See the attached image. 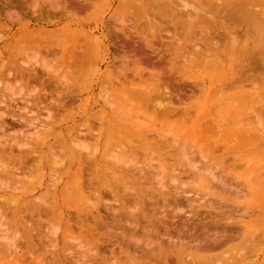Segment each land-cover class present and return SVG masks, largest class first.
<instances>
[{
    "label": "bare ground",
    "instance_id": "1",
    "mask_svg": "<svg viewBox=\"0 0 264 264\" xmlns=\"http://www.w3.org/2000/svg\"><path fill=\"white\" fill-rule=\"evenodd\" d=\"M18 1L20 0H0V19L3 18L1 17L3 16L1 15V13L4 12L7 14L8 20H10L11 22L10 26L9 23L0 22V34L2 33L1 31L3 32L7 31L8 33H11L12 27L15 26L16 24H20L21 28H26V26L29 24V21L28 20L25 21L24 15H27V13L30 11L32 13L31 15L35 16L37 18V21L40 23L44 22L46 17L49 21H51L49 17H53L54 16L53 14L55 15L57 14L58 17L59 16L61 17V15L63 14L64 17L68 19L69 18L72 19L73 21L71 22H73L74 24L83 27L85 23H82L80 21L81 19H77V18H79V15L81 13L87 14L88 12H91V10L95 8L94 5L95 0H44V4L48 3L46 8L40 6L41 5L40 2L42 0H33V2L31 3L27 2L26 4H20ZM124 1H129V3L120 4L119 5L120 10L122 11L124 10L125 15H127L133 13L132 11L134 9L135 14L146 18L144 20L145 23L141 22V24H143L141 28L137 27L136 26L137 24L134 25L133 23L134 27L136 26V28L134 29L133 25L132 26L129 25L130 23L129 20H131L132 16L127 21V23L129 22L128 24H126V22L123 23V21L121 20L119 21V23L122 22L123 23L122 26L124 28H120V29L115 28L112 31L110 30V34L109 33L108 35L105 34L104 39L101 41V43L105 45L106 44L105 41H109L110 38L113 36V38L115 37L114 40L116 41V43L119 44L117 47V50L119 51L117 52L118 56L114 57V62H119L123 68L122 69L116 68V70L118 71L112 70L110 73L111 75H109L110 77L116 75L114 79L118 82L119 80L121 81V79L124 80L123 82L125 83L123 84L119 83L117 87L119 88L121 87L124 90L130 91L131 93H135V94H138L137 93L138 89L143 87L145 88L144 93H140V99L138 103L136 102V105L135 106L133 105V107L130 108L131 111L127 112L128 113L127 115L122 113L126 105L124 107L119 106L118 110H115L107 102V100H104L103 105L98 103L102 109L99 111L101 114L98 115L99 112L88 114L86 110V112H84V116L80 115L81 117H84L83 122L78 125L76 124L72 126L70 129H68L67 133L61 132L57 134L54 129L61 128L63 127V124H65L66 122L73 121L75 119L74 110H71L72 107H70V104L73 105L78 100L77 98L80 94L82 95V93L84 92L87 93L90 90L91 85L89 87L87 85L89 79L88 77L90 76V74L94 73L95 69L97 68L99 69L102 62L104 63L107 61V59L104 57L102 58L101 55L100 49L101 47H103L102 44L97 39L94 38L88 40H84V39L80 40L81 41L80 43H76L72 45L73 46L72 49L70 50L65 49L63 51L64 53H62V55L60 56L59 61L56 60L58 63V67L54 68L50 63L51 60L45 59L42 56L43 54L41 55L43 57L41 59L38 58L39 56L38 57L36 56L37 54L36 52L35 58L39 60L36 59L37 63H35L34 61L35 65L32 66L25 61L19 63L20 60L17 57L19 53L15 52L16 51L15 49L18 50L20 47L24 45L25 46L32 45L35 47V50L38 52L44 50V53L47 54L54 53L53 55H55L56 53L52 51L54 47L59 46V41L58 44L55 46V44L57 43V42L55 43L56 36H53L52 33H46L45 30L39 29L37 31H34V33H28L25 32V30H23L21 33H18L17 35L14 34L11 35V37H9L8 35L4 36V34H3L4 37H1L2 35H0V60L2 61V63L0 64V87H2L1 84L3 79L4 81L7 80L6 81L7 84L4 85V88L5 89L8 88L11 91H9L8 89H6L8 91H6L5 89L3 90H5V92H8L10 94L13 88H15L14 87L15 85H13L11 82L8 81L15 82L17 84L16 86L19 85L22 86L19 90L20 92L17 90L18 92L16 91L15 93L14 91V93L12 92V95L7 97L0 91V107L4 106L5 108L2 111L0 110V131L6 132L8 128L15 126H23L29 129L30 128L34 129V132L30 134V136L32 137L28 139L25 138L27 137L26 132L21 129L19 130V128L17 127L16 128L18 129V132L16 131V134L14 133L15 135L13 133H12L13 135H10L11 134L10 131H9L10 134H7V137L6 134L3 136L5 132L1 134L0 136V183L1 184L0 185L4 186V184H8L10 179L14 182L12 184L14 186L12 187L11 185H9L10 184L9 183L7 190L10 189L9 187H12L11 188L12 191L20 190V188L22 187H20L19 185H21V182L25 177L27 176L30 177L33 173L43 171L47 168V164H44L45 159H47V162L51 163V168H50L51 171L57 172L58 169L62 168L63 170H61V173L63 172L62 175H65L68 172H70L73 166L75 165H73V163H70L69 165L65 164L66 162L63 163L64 162L63 156L67 155L68 157L65 156L67 160L68 158H70L71 160L72 156L74 160V156H75L77 157L78 160V164H77L78 174L74 179H72L70 184L72 188L77 192L76 195L81 197L80 199L82 200L88 199L84 201L85 208L83 206L81 207V209H78L75 212L76 218L74 220L72 213H70L69 211L66 213L64 212L66 208H69L67 203L68 200L67 197L64 196L63 190H62V197H61V193L59 195V191L57 189L58 188L57 183H59V180L56 181V177H54L53 174L51 176L54 177L55 180L53 178L51 180H54V182L52 181V184L51 183L47 184L48 189L51 190L52 188L54 189L53 192L50 190V192H52L50 193L52 194L50 197L51 200L42 202V200L40 199L41 203L39 204L38 202L36 203L30 200V198H33L32 196L35 195L34 193L42 185V183L41 185L37 183L40 185L38 187L27 186L29 189L28 192H24L23 191L24 188L21 189L19 191L21 192V195L19 197H17L14 193L12 194L7 193L6 189H4V187L2 186L3 187L2 191L3 189L4 191L3 192L0 191L1 192L0 201L2 202V205L0 204V212H1L0 214L3 218H7L6 215H4L7 214L6 211L12 212V215L14 216L13 221L17 222V224L20 223L23 226L25 230L24 231L25 237L23 239L25 240L24 241L25 248L23 247L22 250L23 249L24 250L22 252H19L20 248L17 245L20 239L14 240V237L9 236L8 234H2L0 235V242L4 241L5 244H4V249H0V255L2 254L3 256H5L7 252V254L9 253L7 256L11 257L12 254H14L16 259V256L25 257L26 254H29L31 256L29 264H61L62 260H68L66 253L70 251V249H62V251L54 250L51 253V259L47 262L46 260H42L43 257L40 258V256L37 255L38 251L42 250V248L43 249L49 248V250L54 249L56 244L54 245V242L52 240L50 241L48 240V243H46L45 238H47L48 235L45 237V235L41 234V232L44 233L43 231L40 232L38 231L37 228H29L30 225L28 227L24 222V220L28 216H32L35 219L41 221L43 217L45 218L47 217V222L61 221L62 222L61 224L65 225L66 234L64 238L75 234L74 225L77 228H79V230L77 229L79 238H76L77 237L76 236L75 237L76 239L74 240L77 239L79 240L81 238L82 241L81 240L80 241L82 242V244L84 245L85 242L87 244L84 245L85 248H89L86 247L89 245H95L96 254L95 256L87 255V250H86V253L84 252L81 254V256L83 257L82 260H77L76 264H88V261L90 259L95 260L98 258L102 260L103 264H125V263L128 264L129 261L130 263L134 262L136 264H173L172 262L170 263L171 259L169 258L170 257L169 250L173 251L174 249L175 250L173 252L176 253L175 257L178 260L177 263L175 262L176 264H201L200 262H206V261L210 262V260L212 259L206 256V254L210 253L213 250H216L219 247H222L226 242L232 241L237 238L245 239L248 237L244 235L245 234L247 235L249 233L245 231L241 232L238 227H234V224H230L229 226H226L223 223L222 225L221 222L213 221L212 229L213 227L216 228L222 227L223 231L218 232L217 234H215V236H212L208 240H203V241H201V239L199 240L197 238L198 236H196V233L194 232L195 228L190 229L189 226H188L189 228L186 226L187 224L186 225L183 224L182 226L176 225L174 222L175 216L171 217L169 213H165L164 211L165 208H171V210L172 209L176 210L174 211V214H176L178 210H180L179 212H181V210H184L183 207L185 205L189 209H194L195 201L187 197L189 193L186 195L184 194L185 191L183 190L182 191L184 193L182 191H179V193L177 191L176 192L171 191L172 194L166 192L160 195V199L157 198L156 195L153 193L145 197L143 196V194H138L137 192L135 193L134 191H132L134 193L131 194L127 193L120 195V193L117 191L115 186L111 185L106 187L105 181L108 180L109 174L112 175L113 177L112 180L116 179L114 181L115 183L119 181L118 179H123L122 176H125L124 179L127 178L129 175V173L127 172V169L129 167L127 166L128 164L130 166L131 160L128 161V159L127 160L122 159L119 155L115 154V156L113 155L112 157H110L112 158V160L109 159V163L107 164V162H102V160L99 158L98 155H93V160H90L94 164V170H93L88 166L86 168L83 167L82 166L83 161L80 158V155L77 152H75V150L71 149V147L68 146H70L69 143H71V145L75 144L79 148H84L86 145L85 142L91 139L92 140L96 139L94 138V136L96 135L98 136L97 139L98 144L99 142H103L105 146H109L111 144V140L113 138L120 137L122 132L124 133L128 131L131 132L137 131L141 133V136L143 137L152 138V140L157 139L156 141L154 142L152 141L150 143L156 146L158 150H160L159 148L162 147L168 148V146H165V144H168L166 135H163L165 133L163 132L160 133L161 128L166 127V128H175L178 131H185V132L188 131V133H190V135L193 136L192 138H194V135L196 136L197 134L199 140L202 141V144L204 143L205 149L206 150L211 149V151L209 150L211 155H214L216 151L220 150L221 148H225L222 158L223 159L227 158L229 155L232 154L231 152L234 151H232L229 147H226L224 144L220 143L219 138L218 139L215 138L216 133L219 132L218 130L224 129L225 125L222 123V119L218 117L217 118L209 117V112L203 115L200 114V112L198 111V105L200 104L201 92H205L207 87L211 89L214 85H221V84L235 85L236 88L238 89L241 88V92L239 93L244 95V98L239 103L238 108L240 106L247 105V102L250 101L251 97H249L248 95H250L251 94L250 92L252 91L247 90L248 86L251 85L255 86L259 82V80L261 81L264 80V75H262V73L264 74V43L262 45L263 47L262 49L260 50L257 49L258 51H252V49L251 50L249 49V45H248L249 44L248 40H250L252 35V33H250L251 31L248 32L247 30L246 33L247 39L244 41H241L242 38L241 36H238L237 33L243 29L241 26L245 27L248 24L247 25L248 27L249 21H251L253 25L254 21L252 18H254V16L255 17L257 16V19L260 18L262 12H256L257 11L256 7L257 8L260 7L258 5L264 3V0H218L223 3V5L218 7V11H219L218 16H221L220 21H217V19H215L216 16L210 17L209 19L211 21L205 19L200 21L191 19L190 16L192 13H197L201 11L200 10V7L202 6L201 3L196 5L195 4L190 5L185 0H184L185 2L183 0H124ZM130 1H138V2L140 1V4L138 2H137L138 4L137 3L133 4L130 3ZM204 1L208 2L210 8L216 9V6H218L217 4L215 5L214 0H204ZM127 8L128 11L126 12L125 10ZM203 8H205V6ZM52 11L55 13H53ZM120 15L122 14L120 13ZM137 15L135 16L137 17ZM149 16H153V17L150 18ZM133 18L132 20L137 22V19L135 18L133 19ZM60 19L61 18H59V20ZM261 19H263V17ZM259 21L260 20H258L257 21L258 23L257 22L256 23L257 24L262 23L261 21L260 22ZM98 23H100V21ZM98 23L97 25H99ZM119 23L117 24L115 23V24L118 25ZM207 23L212 25L213 29L205 30V27L208 25ZM182 24L185 26L180 27V25ZM119 25H121V23ZM126 25H128V27L129 26L132 27V29L130 27L127 28ZM218 26H220L221 29L223 30L224 32L223 34H220L221 29ZM170 27L174 29V32L175 30L178 29V27L179 29L181 28L180 30L182 31L185 30V33L189 36L188 39L185 41L181 40L179 38L180 31L179 32L177 31L179 34L177 35V37L175 35L176 33L175 32L174 34L172 33L173 35L171 36L172 39L169 38L168 40L164 38L162 36V32L164 33L165 30H167L165 32H168V29H170ZM62 28L63 27H61L60 29ZM125 28H127V30H125ZM182 28H186V29L183 30ZM255 28L257 29L258 32L259 31L258 26L257 27L255 26ZM60 29L59 31H62V33H64L65 28L62 30ZM203 29L204 31H201ZM69 30L67 29L66 31ZM197 31L198 32L201 31V32L198 33ZM148 33H150V36ZM168 36H170L169 33ZM227 41H234L237 45L245 46V48H242L240 50L242 52L240 56L242 57L243 62L241 61L236 71H233L231 73L218 72L217 74L211 75L208 78L207 76H203L202 78L199 76L196 78L194 77L192 78V72L196 67L197 63L199 62V60H204L205 59L203 57L204 55L214 56V60L216 61L219 60L223 52L220 50L222 47L221 43ZM174 42L177 44L176 48H174L175 45ZM241 42L243 44H241ZM184 43H186L185 47L182 46ZM36 46L40 48L36 49L37 48ZM105 48L106 49L104 54H106V50H107V53L109 55L110 54L109 46H105ZM163 48H164V52H162ZM168 48L169 49L174 48L175 50L174 52H170L167 50ZM29 49L33 51L32 47L30 46ZM28 52L23 54L25 55L29 54ZM13 53L16 54L14 55ZM32 53L31 55L34 56V54ZM173 53H175L174 56ZM6 54H11V55L13 54L12 55L13 57L8 56V59L5 60ZM25 55L23 57L27 56ZM59 55L60 54H58V56ZM49 57L50 56H48V58ZM28 59H30V57ZM28 59L26 60L28 61ZM180 60L182 62L178 63V61ZM111 63L112 62L109 61V64ZM36 67H41V70L44 72H41V70H37ZM215 71L216 70H214V73H216ZM128 72H132L135 77H138L141 80V82L139 83V86L141 87H138L136 91L134 90L137 87V83L135 82L134 79L128 80V75H127ZM44 73H46L49 76V80L45 78ZM144 74L146 75L148 74L147 80L143 78L145 76ZM86 79H87L86 81L87 84L85 85ZM207 81H209L210 85L206 87V84L208 83ZM216 81L220 82V84H218ZM33 85H35L34 90L30 89V91H28V95L29 92H31V90L32 92L36 91L35 92L36 95L32 97L30 100H26L23 98L24 96H27L26 94H24L23 97L16 95L17 93L19 95L20 93L22 94V92H24L25 90V89L23 90V88H27ZM49 86L51 89L49 88ZM47 87L50 90L47 89ZM192 88L199 90L200 94L198 95L193 94L194 98L189 101L186 98L187 96L186 91L191 90ZM21 90L23 91L21 92ZM54 90H57L56 95L59 96L60 100L57 99L54 100L55 99L54 98L53 99L54 101H52L53 103L50 104V106H46L44 104L45 101L43 102V98L47 94H52ZM31 93L30 95H32ZM254 95H258V94L256 93ZM18 97H22V98L17 99ZM27 98H30V96ZM191 101L192 103H190ZM19 102L20 105H22L21 104L22 102H24L25 105L23 104L24 106L20 108L19 105H17V103ZM85 102H86L85 109H88L90 100L87 99ZM258 102L261 111L264 113V98H260V101ZM205 103H210V100H206ZM43 104L45 106H43ZM32 106H35L37 110L41 109L44 110L45 113H47V116H45V120H44V121L47 120V122L45 123L46 125H40L38 123L39 120L41 121V118L39 117L40 113L36 111L35 112L30 111L29 108H31ZM107 107H109V109L113 108V110L110 109L111 112L109 113V115L106 113ZM79 108H81V106H79ZM226 108L227 106H225V104L220 105L219 107L220 112L222 113V111H225ZM205 109L208 110V107H206ZM60 111L63 112L61 113ZM195 113L196 115L195 117H193V114ZM140 114H143L147 119H149V122L145 124H140L139 122ZM58 115L60 117H58ZM111 115L114 116L113 119H111L110 117ZM123 119H125V122L122 121ZM261 119L262 117L260 118V120ZM262 120L261 122H263ZM261 122L258 123L260 124ZM258 123H255V125L257 124V127L259 126ZM95 128L97 129V131L95 130ZM14 130L12 131L15 132ZM51 137H55V143L49 145V141ZM56 143L57 145L59 144L60 147H56L57 146ZM82 143H84L85 145H83ZM58 148L60 150L61 149L65 150V151L61 150L64 151L63 156L59 154V152L61 151L59 150L58 152ZM169 148L174 149V146H169ZM44 149L46 151H44ZM105 149L104 151H107ZM179 150L177 151L181 153V155L179 156H182L183 154L186 158H188L187 160L190 159L188 156H186L187 154L185 148L182 151ZM123 151L126 154L130 152L129 153L130 155L131 153L132 155L133 153L137 155L138 152L137 149H133V147L123 149ZM133 164L134 163H132V165ZM191 164L194 165V163H190L189 165ZM10 165H12V167ZM189 165L187 166L190 168L191 166H193V165L191 166ZM135 168L136 169H134V171L136 173L137 167ZM192 168H195V170L197 169L196 166ZM192 170L194 171V169ZM87 171H88V176L91 175V177L89 178L87 176ZM82 174L84 175L82 176ZM133 178L135 179V177ZM126 180L127 179H125L124 182H127ZM165 180L162 181L165 182ZM221 182L223 183V181ZM219 186L225 189L226 191L227 190L230 191V189H232V188L229 189V186L226 185L225 183L219 184ZM169 187L172 188L170 185ZM177 189L178 188H176V190ZM84 190H89V192L88 191L85 192ZM66 191L69 190L66 189ZM87 192L89 194L91 193L90 194L91 196L92 195L95 196L94 197L96 200L95 202L93 200L94 198L92 199L89 194L87 195L85 194ZM103 192H108L110 194V196L113 199L110 202L114 201L115 203L119 204L118 209L113 208V206L109 207L108 213L107 214L105 213L106 215L104 214L105 216H102L101 215L102 212H100L99 210L100 209L99 205L102 203L103 199H105L102 195L104 194ZM88 195L90 196V200L89 198H87L89 197ZM160 203H163V206L160 207ZM86 207H88V209L92 210L93 212H90L89 214H85L84 210H86ZM211 209L214 208L211 207ZM159 210H163L160 212L161 214L158 213ZM224 210H227V208H225ZM179 212L177 213L179 214ZM32 217L30 218L28 217V218L32 219ZM227 218L228 216L225 215V217L222 218V220ZM32 220L27 221L28 224H31ZM10 221H12V219ZM33 222L36 223L35 221ZM208 222H211V220H209ZM3 223H4V229H1L0 232L5 233L7 231L5 230L7 227H6V223L5 222ZM236 224L242 226L241 223L239 222H236ZM209 226L211 225L203 224L202 230L207 231ZM0 227H3L2 223H0ZM36 232L40 233L38 234V238H37L40 240L38 242L35 240L37 235L36 236L33 235V233L36 234ZM212 233L214 234V232ZM53 234L56 235L55 232ZM42 235L44 237H42ZM250 235L252 237L253 244H260L264 242V238L262 237L264 236L263 234L256 235V233L251 232ZM183 237H185V239ZM11 239H13L12 240L13 242L11 241ZM43 239H45V244L42 243L44 241ZM249 240H251L250 237L247 238V241ZM82 244L80 245L81 248L84 247L82 246ZM105 245L106 246L110 245L109 246L110 253L108 256L105 255L106 250L105 251L102 250L103 248H105ZM245 245L247 244L243 243V246ZM248 247H252V246H248ZM188 249L190 250L196 249V251L187 252ZM90 250L88 249V251ZM91 251L90 253H92ZM243 252L245 253V250H243ZM19 253H21L22 256H20ZM93 254L94 253H92V255ZM191 254H194L193 257ZM185 255H187L186 258L187 261L186 259L184 260L182 258ZM243 257H241L240 259L236 258V260L233 263L230 262V264H247L248 263L247 260L249 256L248 257L245 256L244 258ZM188 258H191L190 259L191 261H189ZM217 263L226 264L225 262H219V261H217Z\"/></svg>",
    "mask_w": 264,
    "mask_h": 264
},
{
    "label": "rangeland",
    "instance_id": "2",
    "mask_svg": "<svg viewBox=\"0 0 264 264\" xmlns=\"http://www.w3.org/2000/svg\"><path fill=\"white\" fill-rule=\"evenodd\" d=\"M185 1L187 3H189L190 5H192V4L196 5V4H200V3L202 5L200 7L201 11L191 14V16H190L191 19L197 20V21L204 20V19L211 21L209 18L216 16L215 19H217V21H220L221 16H218L219 15L218 7L223 5L222 2H220L218 0H214L215 5L216 4L218 5V6H216V9H215V8H210V5L208 4V2L204 1V0H185ZM18 2L20 4H26L27 2H29V3L33 2V0H20ZM137 2L138 1H130V3H133V4H136ZM40 3H41L40 6H43L44 8L47 7L48 3L45 2L47 4H44V0H42ZM123 3H129V1H124V0H95V2H94L95 8L93 6L94 9L91 10V12H88L87 14L81 13L79 15V18H77V19H81L80 21L82 23H85V25L83 26L84 28L80 27L79 25L74 24L73 22H71L73 20L70 18L68 19V18L64 17V15L62 13H61L62 14L61 17L60 16L58 17L57 14H56L57 16L55 14H53L54 16H56L58 18H56L54 16L49 17L52 22L49 21L46 17L45 21L40 23L37 21V18L35 16L31 15L32 13L30 11L27 13V15H24L25 21L26 20L29 21V24L26 26V28H21L20 24H16L15 26L12 27L11 33H8L7 31H4V32L1 31L2 33L0 35H2L1 37H4L5 35H8L9 37H11V35H13V34L17 35L18 33H21L23 30H25V32H28V33H34V31H37L39 29L45 30L46 33H52L53 36H56L55 43L56 42L57 43L55 44V46L58 44V41H59V46H56L54 48L52 47L53 48L52 52H55L57 55L56 54L53 55L54 53H52V54L44 53V50L41 52L40 51L38 52L35 50V47L32 45H28V46L24 45V46L20 47L18 50L15 49L16 50L15 52L19 53L17 56L20 60L19 63L25 61V62L29 63V65L33 66V65H35V63H37L36 62L37 58H35V57L39 56L38 58L42 59L44 57L47 60H51L50 63L52 65V67L57 68L58 67L57 61H59L60 56L62 55V53H64L63 51L65 49H68V50L72 49L73 48L72 45L76 44V43H80L81 42L80 40H83V39L88 40V39L94 38V39H97L101 43V41L104 39V35L105 34L108 35V33L110 34V30L112 31L115 28H117V29L124 28L122 26V24L124 22H126V24H128L130 22L129 23L130 26H132L133 23H134V25L137 24L136 26L141 28L143 26V24H141V22L145 23L144 20L146 18L143 16L135 14L133 7H132L133 11L131 9V11L133 13L125 15L124 10L123 11L120 10V6H119L120 4H123ZM138 3L140 4V1ZM204 6H205V8H203ZM258 6H260V7L257 8L255 6L257 9V11L256 10L255 11L256 12H262V15H260V18L257 19V16L256 17L254 16V18L251 17L254 21V24L252 25V22L249 21V26L247 27L248 24L245 27L241 26L243 29L237 33L238 36H241V38H242L241 41H244L247 39V34H246L247 30H248V32L251 31L250 33H252V35H251L250 40H248L249 41L248 45H249V49L250 50L252 49V51H258L257 49H259V50L262 49L263 48L262 45L264 43V22H263L264 21V12H263L264 11V7H263L264 3H261V5H258ZM261 7H263V8H261ZM17 10H19V9H17ZM125 11L127 12L128 8ZM53 13H55V12H53ZM120 13L122 15H120ZM198 14H199V16H198ZM1 15H3V16H1L3 18L0 19V22L1 23H9V26H10L11 22H10V20H8L7 14L3 12V13H1ZM135 15H137V17ZM131 16H132V18L134 17L135 19H137L138 23L136 21L132 20ZM149 17L152 18L153 16H149ZM262 17H263V19H261ZM53 18H55V19H53ZM59 18H61V19L59 20ZM130 18H131V20H129ZM121 20L123 21V23L120 22L121 25H119L120 24L119 21H121ZM128 20H129V22L127 23ZM255 20H257V21L260 20L262 23L257 24L258 22ZM99 21H100V23H98ZM132 21H134V22H132ZM88 22H89V24H88ZM97 23L99 25H97ZM115 23L116 24L119 23V24L116 25ZM228 23H229V21H228ZM134 25H133V28L135 29L136 26L134 27ZM254 25L256 27L258 26V28H259L258 32H257V29L255 28ZM184 26L185 25H183V24L180 25V27H184ZM207 26H206L207 29L205 27V30L213 29L212 25L208 24ZM61 27H63L62 29L65 28L64 33H62V31H59V29ZM126 27L129 28L128 25H126ZM218 27L221 29L220 26H218ZM97 28H99V29H97ZM107 28H109V29H107ZM127 28H125V30H127ZM130 28L132 29V27H130ZM62 29H60V30H62ZM67 29L68 30L70 29L71 31L70 30L66 31ZM178 29H179V27H178ZM178 29L175 30V32H176L175 33L174 29L172 27H170V29H168V32H165L167 30H165L164 33L162 32V36L169 40V38L172 39L171 38V36H173L172 33L173 34L175 33V35L177 37V35H179L178 32L180 31L179 38L183 41L187 40L189 36L185 33L184 29H186V28H182L184 31L180 30L181 28L179 30ZM251 29H253V30H251ZM254 30H256V31H254ZM65 31H66V33H65ZM201 31H204V29ZM201 31H199V32L197 31V32L200 33ZM253 31H254V33H253ZM168 33L170 36H168ZM223 33L224 32L221 29L220 34H223ZM3 34H4V36H3ZM148 34L150 36V33H148ZM111 38L109 41H105V43H106L105 45H103L101 43L103 46L100 49L101 55H102V58L103 57L106 58L107 61L104 63L102 62L99 69L98 68L95 69L94 73L90 74V76L88 77L89 79L87 78L88 84L86 82L87 79L85 80V85L87 84L88 87L91 85L90 90L87 93L84 92V93H82V95L80 94L77 98L78 100L73 105L70 104V107H72L71 110H74L75 119L73 121L66 122L65 124H63V127H61V128L54 129L57 134H59L61 132L67 133L68 129H70L72 126L82 123L84 120V117H81L80 115L84 116V112H86V110H87L88 114L89 113L93 114L94 112H99L100 110H102L101 106L98 103L103 105L104 100H107V102L115 110H118L119 106L124 107L126 105L124 110L122 111V113L127 115L128 114L127 112L131 111L130 108H132L133 105L135 106L136 102L138 103V101L140 99V93H144L145 88L139 86V83L141 82V80L138 77H135L132 72H128V74H127L128 80L134 79L135 82L137 83V87L135 88L134 91H136L138 89V87H141L137 91L138 94L131 93L130 91L124 90L121 87L120 88L117 87V85L119 83H122V84L125 83V82H123L124 80L120 78L121 81L119 80V82H118L114 79V77L116 75H113V77L109 76V75H111L110 73L112 70L118 71V70H116V68H118V69L123 68L119 62H114V57L118 56L117 52H119V51L117 50V47L119 44L116 43V41L114 40L115 37L113 38V36H112ZM107 43H108V45H107ZM221 44H222L221 45L222 47L220 50L223 52H222V56L219 58V60H217V61L214 60V56L204 55L203 57L205 59L199 60L196 67L194 68V70L192 72V78L193 77L196 78L198 76L201 78L203 76H207V78H208L209 76L215 75L218 72L219 73H223V72L224 73H226V72L231 73L233 71H236V69H237L238 65L241 63V61L243 62L242 57L240 56V54L242 53L240 50L242 48H245V46L244 45H237L234 41H227L224 43L222 42ZM241 44H243V43L241 42ZM29 46L32 47L34 52L31 51V49H29ZM105 46H109V49H110L109 55L107 53V50H106V54H104L105 49L107 48V47L105 48ZM182 46L185 47L186 43H184ZM36 47H37L36 49L40 48L38 46H36ZM176 47H177V44L175 43L174 48H176ZM174 48H170V49L168 48L167 50L170 52H174V50H175ZM26 50H27V52L29 50L28 53L30 55L33 52L32 54H34V56H32V55L30 56L29 54H26L27 55L26 56L25 54H23V53H27ZM54 50H56L57 52ZM36 52H37V54H36ZM162 52H164V48L162 49ZM35 54H36V56H35ZM58 54H60V55L58 56ZM12 55L6 54L5 60L8 59V56L13 57ZM24 55L26 57H23ZM174 55H175V53H173V56ZM48 56H50V57L48 58ZM29 57H30V59H28ZM25 58L28 59V61ZM31 59H33V60H31ZM37 60H39V59H37ZM54 60H55V62H54ZM17 61H18V59H17ZM34 61H35V63H34ZM109 61H111L112 63L109 64ZM179 62H182V61L180 60V61H178V63ZM1 63H2V61L0 60V64ZM36 66H39V65H36ZM131 67H132V64H131ZM36 68H37V70H41V67H36ZM214 70H216L215 71L216 73H214ZM41 72H44V71L41 70ZM44 75H45V78L47 80H49V76L46 73H44ZM144 75L145 76L143 78L145 80H147L148 74L147 75L144 74ZM262 75H264V74L262 73ZM90 77L92 80L90 79ZM109 78H111V79H109ZM6 81L7 80L4 81V79H3L2 84H1L2 87H0V91L6 97L12 95V92L14 93V91L16 93V91L17 90L19 91L20 88L22 87L21 85L16 86L17 84L13 81H8V82H11L13 85H15L14 86L15 88H13V90L10 94L8 92H5V90L8 89V88H6V89L4 88V85L7 84ZM207 82L208 83L206 84V87L210 85L209 81H207ZM217 83L220 84V82H217ZM33 86L23 88V90L25 89L24 92H22L23 90H21L22 94L20 93V95H19L17 93L16 95L23 97L24 94H26L27 96H24L23 98L26 100H30L32 97H34L36 95L35 94L36 91L32 92V90H31L32 93L29 92V95H28V91H30V89L34 90L35 85H33ZM49 88H50V86H49ZM49 88L47 87V89H49ZM3 89H5V90H3ZM8 90H6V91H8ZM247 90L252 91V92H250L251 94L248 95L249 97H251L250 101L247 100V101H249V102H247V105L240 106L239 108H238V105L241 102V100L244 98V95L239 93V92H241V88L238 89L235 87V85H223V84L214 85L211 89H209V87H207L205 92H201L200 104L198 105V111L200 112L201 115L209 112V117H214V118L218 117V118L222 119V123L225 125V127H224V129L218 130L219 132L216 133L215 138L216 139L219 138L220 143L224 144L226 147H229L232 151H234V152H231L232 153L231 155H229L227 158H224V159L222 158V155H223L225 148H221L220 150L216 151V153L214 155H211V153H210L211 149H209L210 151L205 149L204 143L202 144V141L199 140L197 134H196V136L194 135V138H192L193 136H191L190 133H188V131H186V132L185 131H178L175 128H166V127L161 128L160 133L161 132L165 133L163 135H166V139L168 141V144H165V146H168V148L162 147V148H159L160 150H158L156 146H154L150 143L152 141L153 142L156 141L157 139L152 140V138L143 137V136H141V133H139L137 131H132V132L128 131V132H124V133L122 132L120 137L113 138L111 140V144L109 146H105V144L103 142H99V144H98V141H97L98 136L96 135V136H94V138H96V139H93V140L88 139L89 141L85 142L86 145L84 143H82L83 145H85L86 148L85 147L79 148L75 144L71 145V143H69L70 146H68V147H71V149L75 150V152H77L80 155V158L83 161L82 162L83 167L86 168L88 166V167L92 168L93 170H94V164L90 161V160H93V155H98L99 158L102 160V162H107V164L109 163V159L112 160V158H110V157H112L113 155L115 156V154L119 155L122 159H125V160L128 159V161L131 160L130 166H129V164L127 166V167H129L127 169V172L129 173V175L132 178L128 175V177L125 178V179H127L126 180L127 182H124L125 176H122L123 179H118L119 181H117L115 183L114 181L116 179L112 180L113 177L111 174H109L108 180L105 181L106 187L111 186V185L115 186L117 191L120 193V195L127 194V193L131 194V193L137 192L138 194H143V196L146 197L147 195L153 193L156 195L157 198L160 199V195L163 193H166V192H169L172 194V192H174V191L175 192L177 191L179 193V191L183 190V191H185V193L182 191L184 194L187 195L189 193L188 194L189 196L187 195V197H189L193 201H195L194 202L195 203L194 209H189L185 205L183 207L184 210H181V212H179L180 210L177 211V212H179V214L177 212H176V214H174V211H176V210L172 209L173 210L172 211L171 208H165V210L164 209L163 210L165 211V213H169V215L171 217L175 216L174 222L176 225L182 226L183 224L184 225L187 224L186 226L187 227L189 226L190 229L195 228L194 232L196 233V236H198L197 238L199 240L201 239V241L208 240L212 236H215V234H217L218 232L223 231L222 227H219V228L213 227V229H212L213 221L221 222V224L223 223L226 226H229L230 224H234V227H238L241 232L245 231V232L249 233L247 235L245 234L244 236L250 237L251 240L247 241V238H248L247 237L245 239L237 238V239H234L232 241H228L222 247H219L216 250H213L210 253L206 254V256H208L212 260H210V262L209 261L200 262L201 264H218L217 261L225 262L226 264H230V262L233 263L238 256H240V257H238L237 259H240L243 256L244 257L249 256L248 260H247L248 263L245 261L247 264H264V242L260 243V244H253L252 243L253 242L252 237L250 235L251 232L256 233V235L257 234H263L264 235V123H263L264 122V113L261 111V108L259 107V102H258V101H260V98H264V80H262V81L259 80V82L255 86H252V85L248 86ZM9 91H11V90H9ZM56 92H57V90H54L52 92V94L45 95L46 98L45 97L43 98V102L45 101L44 104L46 106H50V104L53 103L52 101H54L56 99L60 100L59 96L56 95ZM30 93L32 95H30ZM256 93L258 95H254ZM186 94H187V96H186L187 100L190 101L194 98L193 94L198 95V94H200V91L192 88L191 90H187ZM29 96H30V98H27ZM22 97H18L17 99H20ZM48 97H49V100H48ZM87 99L90 100V103L88 105V109H85V104H86L85 101ZM206 100H210V103H205ZM218 101H219V103H218ZM95 103H96V105H95ZM190 103H192V101ZM21 104L22 105H20V102L17 103V105H19L20 108L25 105L24 102H22ZM44 104H43V106H45ZM224 104H225V106H227V108L225 109V111H222V113H221L219 107H220V105H224ZM97 105H99V106H97ZM79 106H81V108H79ZM205 106L208 107V110L205 109L206 108ZM68 107H69V104H68ZM31 108H32V110H31ZM31 108H29L30 111H32V112L36 111V112L40 113L39 117L41 118L42 122L39 120L38 123L40 125H46L45 123L47 122V120L46 121H44V120H45V116H47V113H45L44 110H41V109L37 110V108L35 106H32ZM35 108H36V110H35ZM113 108H110V109L113 110ZM4 109H5L4 106L0 107L1 111ZM110 109H109V107H107V109H106V113L108 115L111 112ZM99 114H101V113L99 112L98 115ZM195 115H196V113L193 114V117H195ZM58 117H60V116L58 115ZM110 117H111V119L114 118L113 115H111ZM261 117L263 119V120L261 119L263 122H261V120H260ZM97 119H96V121H97ZM96 121H94V122H96ZM122 121L125 122V119H123ZM139 122H140V124H145V123L149 122V119H147L143 114H140ZM258 122H261V123L259 124ZM255 123H258L259 126L257 127V124L255 125ZM16 127L19 128V130L21 129V130L26 132V134H27L26 135L27 137H25L26 139L32 137V136H30V134L34 132V129L30 128L31 129L30 130L29 128L23 127V126L10 127L6 130V132L0 131L1 132L0 136L4 132L5 133L3 134V136L6 134V137H7V134H10V133H11L10 135H13L14 133L16 134V131L18 132V129ZM13 128L17 129V130H14ZM27 129H28V132H27ZM12 130H14L15 132H13ZM95 130L97 131L96 128H95ZM9 131H10V133H9ZM6 137H4V138H6ZM53 143H55V137H51V139L49 141V145L53 144ZM56 145H57V143H56ZM169 146H174V149L169 148ZM56 147H60L59 144ZM131 147H133V149H137V151H138V152L136 151L137 155H135V153H133V155H132V153H131L132 157L129 154L130 152L126 154L123 151V149L131 148ZM222 147H224V146H222ZM179 148L181 151L185 148V151L187 154L186 156H188L190 158L189 160H187L188 158H186L183 154H182L183 157L179 156V155H181L180 152H177L179 150ZM104 149L107 151H104ZM59 150L60 149L58 148V152H59ZM61 150H64V149H61ZM44 151H46V150L44 149ZM64 151H61L62 154H61V152H59V154L63 156ZM65 156L68 157L67 155H65ZM65 156H63V160H64L63 163L66 162L65 164H67V165H69L70 163H73V165H75V166H73L71 171L68 172L67 174L62 175L63 172L61 173V170H63V169L61 168V166H60L61 169H58L57 172L51 171L50 170L51 163L47 162V159H45L44 164H47V168L43 171L33 173L30 177L29 176L25 177L22 180L21 185H19V186L22 187V188H20V190L24 188L23 191L28 192L29 189L27 186L38 187L42 183V185L34 193L35 195L32 196L33 198H30V200H32L33 202H36V203L38 202V204H39V203H41L40 202L41 200H42V202L51 200L50 197L52 194H50V193H52L54 189L53 188H52V190L48 189L47 184H50V183L52 184V181L54 182V180H55L54 177H56V181L59 180V183H57V185H58L57 189L59 191V195L61 193V197H62V190H63L64 196H66L67 200H68L67 203H68L69 208H66L64 212L66 213L69 211L70 213H72L73 219L75 220V218H76L75 212L78 209H81V207H83V206L85 208V202L84 201L88 200V199H85V200L80 199L81 197L76 195L77 192L72 188V186L70 184L72 179H74L76 177V175L78 174L77 157L74 156V160H73V156H72L71 160H70V158H68V160H67V158ZM175 156H177V157H175ZM132 163H134V164L132 165ZM190 163H194V165L191 164V165H193V166H191V165H189ZM187 165L191 166V168L196 166L197 169L195 170V168H192V169H194V171H193ZM10 166L12 167V165H10ZM53 167H55V166H53ZM135 167H137L136 173L134 171V169H136ZM191 170L193 171V173ZM52 174L54 177L51 176ZM54 174H56V175H54ZM83 175L84 174H82V176ZM87 176H88V171H87ZM89 177H91V175H89L88 178ZM133 177H135V179ZM52 178L54 180H51ZM128 178H131V179H128ZM159 180H161V181H159ZM162 180H165V182H163ZM11 181L12 180L9 179L10 184L9 183L8 184L13 187L14 185H12V184L14 182L13 181L11 182ZM133 181L134 182L137 181V182L134 183ZM157 181H158V183L163 182L162 184L164 186L161 183H159L160 184L159 185L157 183ZM221 181H223V183ZM37 183H39L40 185ZM217 183H219V184L225 183L226 185L229 186V189L230 188H232V189H230V191H228V190L226 191L225 189L221 188L219 186V184H217ZM8 184H4V186L0 185L1 186L0 191L3 192L4 189H6L7 193H9V194L14 193L17 197H19L21 195V192H19L20 190L12 191L11 190L12 187H9L10 189L7 190L8 189L7 187L9 186ZM161 185L163 186V188ZM169 185L172 188H170ZM2 186L4 187L3 191H2V188H3ZM165 187H166V189H165ZM65 188L68 189L69 191H66ZM112 188H114V187H112ZM176 188H178V189L176 190ZM50 190L52 192H50ZM167 190H169V191H167ZM16 191H18V192H16ZM84 191L89 192V190H84ZM104 191H106V190H104ZM132 191H134V192H132ZM1 192H0V195H1ZM88 192L85 194L86 195L89 194ZM182 192H180V193H182ZM103 193L104 194H102V195L105 199H103L104 202L102 201V203L99 205V207H100L99 210H100V212H102L101 215L105 216L108 213L109 207L113 206V208L118 209L119 204L115 203L114 201L110 202L113 199L108 192H103ZM105 193H107L108 196ZM90 196L87 197V198H89V200H90ZM94 197L95 196H93V195L91 196L92 199ZM35 200H37V201H35ZM93 200H94V202L96 201L95 198ZM93 200H92V202H93ZM196 203H197V206H196ZM0 204L2 205L1 201H0ZM130 205H132V204H130ZM161 206H163V203H160V207ZM211 207H213L214 209H211ZM224 207L227 208V210H224L225 209ZM163 210H159L158 213L161 214L160 212ZM84 212H85V214H89L90 212H93V211L89 210L88 207H86V210H84ZM6 213L7 214H4V215H6V217L8 219L3 218L0 214V223L3 224V227H0V230L4 229V223L3 222H5L6 227H7V228L5 227L6 228L5 230H7V231L5 233L0 232L1 233L0 235L8 234L9 236L14 237V240L20 239L17 246H19V248H20L19 252H22L24 250V249L22 250V248L25 246V244H24L25 240H23L25 237L24 236L25 230L20 223H18L19 224L18 225L17 222L13 221L14 216L12 215V212L6 211ZM188 215H189V217H188ZM225 215L228 216V218L222 220V218H224ZM10 216H11V218H10ZM28 217L30 218L32 216H28ZM28 217H26L27 220L25 219L26 221L24 220V222L26 223V225L28 227L30 225L29 228H37L38 231H40V232L43 231L45 234L42 232H41V234L45 235V237L48 235L47 238H45L46 243H48V240L49 241L52 240L54 242V245L56 244L54 249H50L52 251H50L49 248L48 249L42 248V250L38 251L37 255H39L40 258L43 257L42 260H46V262L49 261L51 259V253L54 250L55 251L56 250L62 251V249H70V251H68L66 253L68 260H62L61 264H76L77 260H82L83 257L81 256V254L84 252L86 253V250H87V255L95 256V254H96L95 253L96 252L95 251L96 250L95 245H89V246H86L89 248H85L84 245H87V244H86V242L84 243V241H83V243H84V245H83L81 242L82 241L81 238L79 240L78 239L74 240L76 238H79L78 233H77L79 228H77L75 225H74L75 234L64 238V236L66 234L65 225H62L61 221L47 222V217L46 218L43 217L42 221L35 219L34 217H32V219H33L32 220V219H29ZM44 218H45V220H44ZM11 219H12V221H10ZM6 220L9 222H7ZM31 220H32V222L35 221L36 223L33 222V224H32V222H31V224H28L27 221H31ZM209 220H211V222H208ZM202 222H203V224L211 225V226H209L207 231L202 230V226H203ZM236 222L241 223L242 226L236 224ZM50 224H52V225H50ZM201 224H202V226H201ZM52 232L53 233L55 232L56 235H54ZM212 232H214V234ZM50 233L53 235H51ZM38 234H40V233L39 232L38 233L36 232V234L33 233V235H35V236L37 235L35 238V240L37 242L40 241L39 239H37ZM43 235H42V237H44ZM262 237L264 238V236H262ZM183 238L185 239V237H183ZM45 239H43L44 241L42 242L44 244H45ZM12 240L13 239H11V241ZM78 241H80L82 246H84V247L81 248L80 247L81 244ZM0 243H1L0 249H4V244H5L4 241H2ZM240 243H241V245H240ZM243 243L244 244L246 243L247 245L243 246ZM109 246L110 245H107V246L105 245V248H103V247H102L103 249L101 248L103 251L106 250L105 251L106 256H108L110 253V247ZM240 246H243V247H240ZM248 246H252L253 248L248 247ZM248 248H250V249H248ZM88 249L89 250L91 249L92 251L91 250L90 251L94 254L92 255V253H90V251H88ZM234 249H236L238 251H236ZM243 250H245V253L243 252ZM246 250H248V251H246ZM173 251L169 250V253H170L169 258L171 259V261L170 260L169 261H170V263L172 262L173 264H176L178 260L175 257L176 253H174ZM189 251H196V249H191V250L188 249L187 252H189ZM88 252H89V254H88ZM240 252L243 254V256ZM8 254L6 252L5 256H3L2 254L0 255V264H16V263L17 264H29L30 263L31 256L29 254H26L24 257L21 255V253H19L20 256H22V257L16 256V259H15L14 254H12L11 257L7 256ZM203 254H205V253H203ZM191 255L193 257L194 254H191ZM47 258H48V260H47ZM182 258L185 260L187 258V255L183 256ZM190 259L191 258H188L189 261H191ZM95 260L90 259L88 261V264H103V262L100 258L95 259ZM243 260H245V259H243ZM186 261H187V259H186ZM125 264H127V263H125ZM128 264H136V263H134V262L130 263V261H129Z\"/></svg>",
    "mask_w": 264,
    "mask_h": 264
}]
</instances>
